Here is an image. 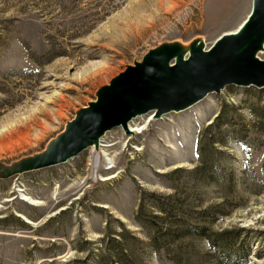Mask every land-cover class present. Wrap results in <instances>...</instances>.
<instances>
[{
  "label": "rangeland",
  "instance_id": "1",
  "mask_svg": "<svg viewBox=\"0 0 264 264\" xmlns=\"http://www.w3.org/2000/svg\"><path fill=\"white\" fill-rule=\"evenodd\" d=\"M252 2L0 0V162L43 152L157 46L201 37L210 48ZM103 139L112 169L90 148L0 180V264H264V89L228 86L142 135ZM171 213L205 234L178 238L163 260L153 242Z\"/></svg>",
  "mask_w": 264,
  "mask_h": 264
},
{
  "label": "water",
  "instance_id": "2",
  "mask_svg": "<svg viewBox=\"0 0 264 264\" xmlns=\"http://www.w3.org/2000/svg\"><path fill=\"white\" fill-rule=\"evenodd\" d=\"M264 0L233 33H225L207 48L198 37L186 44L166 42L150 50L141 62L128 66L96 93V101L76 112L64 131L45 150L10 165L0 162V180L61 165L84 151L99 150L100 140L114 129L134 135L129 123L141 116L160 120L181 113L228 86L264 89Z\"/></svg>",
  "mask_w": 264,
  "mask_h": 264
},
{
  "label": "trees",
  "instance_id": "3",
  "mask_svg": "<svg viewBox=\"0 0 264 264\" xmlns=\"http://www.w3.org/2000/svg\"><path fill=\"white\" fill-rule=\"evenodd\" d=\"M162 212L164 213V215H168L167 219L165 216V220H168L169 214L165 211V209L162 210ZM179 215V214H178ZM178 215L173 216L172 213L170 215V217H174L176 220L174 222H170V225L167 226L166 229L161 231V235H162V239L157 238L154 239V245L153 247H155V250L160 253V258L161 259H165L162 256H168V253L171 252V243H173L174 241H176L178 238L182 239V237H202L205 234V228L201 227V226H191V225H187V223L185 222H181L183 221V219H181L180 215L178 217ZM156 219H158V217H156ZM181 223V224H180ZM184 223V224H182ZM150 225L153 226V228L155 227V225L151 224ZM164 231V232H163ZM222 243V250L223 252H225L228 249V243L225 240L221 241ZM168 252V253H167ZM230 255L229 252H227L225 254L226 255ZM228 255V256H229ZM169 257V256H168ZM180 257L179 255L177 256H173L170 260L173 264H179L180 263Z\"/></svg>",
  "mask_w": 264,
  "mask_h": 264
},
{
  "label": "bare ground",
  "instance_id": "4",
  "mask_svg": "<svg viewBox=\"0 0 264 264\" xmlns=\"http://www.w3.org/2000/svg\"><path fill=\"white\" fill-rule=\"evenodd\" d=\"M237 31L234 30L230 33H233ZM143 122V124H140V122ZM155 120L153 119V115L152 114H149V115H146V116H141V117H138L134 120H132L130 123H129V129L130 131H132L134 133V135H142L144 134V132H146L149 128V126L151 125L152 122H154ZM139 122V123H138ZM127 135V134H126ZM133 135V137H134ZM128 137H131V135H127ZM104 138V137H103ZM102 138V139H103ZM101 139V140H102ZM100 140V148L101 149V153L103 154V156L105 157V160L108 161V165H110L109 167H107L106 169H112L114 167L113 165V161L110 157V153H108V148H110L112 145H109V144H106L104 139L101 141ZM94 148V147H93ZM95 149V148H94ZM96 150V149H95ZM98 151V150H96ZM96 153V152H95ZM98 156L96 157V166L98 164ZM114 177V176H113ZM113 177H111L113 179ZM111 178H105V180H109ZM23 200L28 202L30 205H38L40 204L39 201L29 197L28 195H25L23 196ZM29 223V222H28Z\"/></svg>",
  "mask_w": 264,
  "mask_h": 264
}]
</instances>
